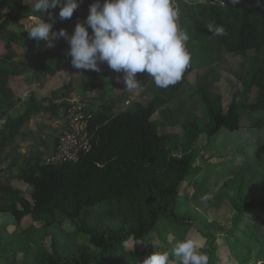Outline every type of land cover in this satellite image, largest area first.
I'll use <instances>...</instances> for the list:
<instances>
[{
  "label": "trees",
  "instance_id": "obj_1",
  "mask_svg": "<svg viewBox=\"0 0 264 264\" xmlns=\"http://www.w3.org/2000/svg\"><path fill=\"white\" fill-rule=\"evenodd\" d=\"M174 3L180 10L179 20L188 21L197 27L198 36L195 40H203L200 44L208 49L206 54L200 57L196 47L187 43L192 56L190 67L180 82L167 89L158 88L147 73H137L136 79L140 85L153 95L147 106L140 104L134 109L114 111L108 103L85 114L82 120L87 122L88 149L80 148L75 159L65 162L38 160L34 166L21 170L17 178L30 188L29 197L22 195L19 190L0 185L4 197L7 194L6 199L0 197V257L5 251H13L22 243L21 238L9 233L8 226H17L26 215L33 219L48 220L64 215L78 232L88 236L91 244L67 245L58 242L59 248L52 253L36 251L32 264H143L147 256L162 246L171 253L165 237V223L174 227L177 222L178 230L182 233L190 226L178 214L180 185L185 181L202 180L198 177L200 168L195 166L197 150L192 149L195 139L200 134L205 135L206 144L201 148L207 152L229 144L240 147L246 140V137H242L241 116L246 112L252 114L259 111L257 121L245 128L250 133L249 137L257 135L259 150L254 156L247 151L251 155L249 165L237 163L225 172L236 183L239 190L237 196L242 201L234 203L232 225L225 234L229 259L234 258L236 264H264V247L260 254L253 255L248 243L242 244L244 238L256 234L261 228L264 230V224L248 220V214L252 212H255L256 218L264 217V199H245L241 187L244 181H248L245 178L247 174H258L264 180V156L261 151L264 138V0H244L236 4H220L211 0H174ZM15 6L17 12L8 11L5 14L13 22L19 21V14H33L28 6H19L15 0H0V15L3 14L2 7ZM73 19L72 16L64 21ZM208 24L223 26L226 34L213 35L207 29ZM61 48L64 45L50 50H35L31 55L38 67L50 66L59 57ZM222 51L242 55L251 52V58L258 63L248 74L242 98L237 101L232 99L226 110L223 109L219 94L203 84H191L187 79L196 63L210 58L214 60ZM91 71L87 75L89 83L84 86L87 90L94 86V82L114 72L110 68L102 73ZM7 73L6 70H0V76ZM4 84L0 81V99L7 102L10 91ZM173 99L179 102L177 111L187 102L195 107L197 105L196 109L202 116L201 119L193 115L185 118L189 150L179 157L168 153L166 139L159 133L158 123L152 118L156 111L154 103ZM246 99L252 103L250 111L242 107ZM23 105V113L12 117L9 113L15 108L13 102L7 103L2 109L0 103V165L4 164L8 156L7 146L19 134L17 128L21 123L32 115L42 112L55 115L58 109L64 110L71 106L68 102H52L44 106L34 97H29ZM11 165L12 161L7 167L0 166V180L4 179V172ZM207 185L197 187L195 192L207 194ZM222 192L217 200L221 199ZM204 223L207 224L206 221ZM49 226L50 223L39 229V234L49 235L53 241L60 239L57 230ZM201 234L206 238L201 251L209 257V264H225L216 252L214 234L209 230ZM254 237L257 241L258 237ZM129 239L133 242V248L127 249L125 243ZM155 239H160L159 246L155 245Z\"/></svg>",
  "mask_w": 264,
  "mask_h": 264
},
{
  "label": "rangeland",
  "instance_id": "obj_2",
  "mask_svg": "<svg viewBox=\"0 0 264 264\" xmlns=\"http://www.w3.org/2000/svg\"><path fill=\"white\" fill-rule=\"evenodd\" d=\"M211 1L220 4H233L231 0ZM93 2L94 0H81L78 8L73 13L74 19L72 21L60 20L58 17L59 8L50 9L49 12L52 19H54L53 31H59L63 28L71 34L75 24L78 21H84L88 15L89 5ZM15 3L19 6H28L31 10V5L25 4V0H15ZM1 11L3 14L0 15V70H6L8 73L0 76V81L4 82L7 90L10 91L7 102L0 99L1 109L7 103L13 102L15 108L10 111L9 115L16 117L24 111L23 102L29 97H34L36 100L41 101L44 106L52 102H68L71 105L68 108H72L70 111L75 110V113L79 116L77 122L70 123L63 118V110L58 109L55 115H49L47 112L32 115L18 126L17 132L19 134L16 136L15 141L7 146L9 157L6 155L7 158L4 164L0 165L1 168L7 167L12 161L11 167L4 172L3 177L5 180L1 179L0 185L19 190L22 195L29 197L30 188L23 181H18L17 178L21 170L34 166L38 160L65 162L74 157L76 147L88 146L85 127L87 122L85 120L80 121L81 117L108 103L112 105L114 111L127 108L134 109L140 104L147 106L152 101L153 95L141 85L134 90L125 88L126 86L123 83L124 74L115 71L111 76H105L94 82V86L90 90L84 89V86L89 83L87 75L91 70L84 72L71 65V57L66 56L69 45L63 38L57 39L54 42V47H47L43 41L37 44L25 32L26 24L31 20V17L42 14L36 13L25 16L19 14V21L13 22L7 19L5 14L8 11L11 13L17 12L18 8L16 6L11 8L2 7ZM44 19L52 22L48 15H45ZM179 24L189 34L187 43L196 47L199 56L203 57L208 49L201 46L200 43L203 40H195V37L198 36L196 33L197 27L192 26L188 21L179 20ZM88 30L91 34V29ZM63 45L64 48H61L54 65L42 67L36 65L31 55L32 51L50 50ZM251 57V52L247 55L227 51L219 52L214 60L210 58L196 63L187 79L191 84H203L208 86L214 93L219 94L223 109L226 110L232 99L237 101L242 98L248 74L258 66V63ZM99 68L102 73L109 67L106 63H100ZM246 100L247 102L243 103L242 107L244 106V109L248 111L252 103L248 102V99ZM154 105L156 111L152 118L157 121L159 133L166 139L167 151L170 155L179 157L184 151L189 150L188 142H186L188 135L185 131V118L188 115H193L201 119V112L198 108L196 109L197 105L195 107L187 102H184L183 107L177 111L179 102L176 99L169 102H156ZM80 107L81 110H78ZM258 115L259 111L252 114L246 112L241 116L242 137H246V140L240 147L229 144L213 152H207L201 148L206 144L205 135L200 134L195 139L192 149L197 150L198 159L195 166L200 168L198 177L202 180L185 181L180 185L179 201L181 203L178 214L182 220H187L190 226L182 233L181 230H178L177 222L174 227L170 223H165V237L170 251L180 242L181 233L182 241L188 238L195 239L204 247L206 238L201 233L204 230H209L214 234L217 243L216 252L221 260L225 264L237 263L234 258L229 259L230 253L226 247L227 235L225 232L232 225V218L235 213L234 203L242 201L238 199L239 190L236 183L225 172L237 163L249 165L251 155H248V153L255 155L256 151L259 150L260 140L257 135L249 137L250 133L245 130L246 126H250L257 121ZM262 139L261 151L263 157L264 138ZM57 142H59L58 145H56ZM245 178H248V181H244L241 185L242 191L245 192L243 197L248 200L254 197L264 199V180L258 174H247ZM204 184H208L205 188L207 194H197L195 189L197 187L203 188ZM221 191H223L221 199L217 200ZM4 195L5 193L0 191L1 199H6L7 194L5 197ZM17 204L19 205V202ZM248 215L250 222L257 221L261 225L264 224V217L256 218L255 212ZM49 223L51 225L49 228L57 230L60 239L53 241L49 235L41 236L39 234L38 230ZM216 225H219V227L216 228ZM8 231L21 238L22 243L18 247L16 246L15 250L5 251L1 254L0 264H32L31 260L35 257L36 251L52 253L53 250L59 248L58 242L67 245L77 243L91 246L88 236L78 232L68 217L64 215H58L49 220L46 218L33 219L26 215L19 221L17 226L9 225ZM254 236L258 237L257 241L254 240ZM250 240L253 242H250ZM245 242L248 243L251 254H260L261 248L264 247V230L261 228L256 234L244 238L242 244ZM154 243L159 246L160 239H155ZM132 244V240L129 239L126 241L125 246L130 249L133 248ZM158 251H165V249L162 246ZM170 259L173 264H176L174 256H170Z\"/></svg>",
  "mask_w": 264,
  "mask_h": 264
},
{
  "label": "clouds",
  "instance_id": "obj_3",
  "mask_svg": "<svg viewBox=\"0 0 264 264\" xmlns=\"http://www.w3.org/2000/svg\"><path fill=\"white\" fill-rule=\"evenodd\" d=\"M81 0H25L33 15L25 32L37 44L43 41L54 47L63 38L69 45L66 56L76 69L100 71L106 63L117 73H123L125 88L140 87L137 73H147L158 88L175 86L190 67L191 53L187 48L189 34L179 24L180 10L174 0H94L88 15L78 21L69 34L65 29L53 31L54 19L50 9L59 8L60 20L70 19ZM233 4L238 0H231ZM48 15L52 22L44 19ZM91 29V34L88 29ZM216 36L226 34L223 26L208 24ZM202 244L185 239L169 251H155L143 264H209V257L201 251Z\"/></svg>",
  "mask_w": 264,
  "mask_h": 264
},
{
  "label": "built area",
  "instance_id": "obj_4",
  "mask_svg": "<svg viewBox=\"0 0 264 264\" xmlns=\"http://www.w3.org/2000/svg\"><path fill=\"white\" fill-rule=\"evenodd\" d=\"M70 109H72V108H67V109H64V110H63V113H64L63 118H64L66 121L70 122V123H71V122L73 123V121H74V122H77L78 119H79V116L75 113V110H74V111H70ZM73 109H74V108H73ZM76 110H77V109H76ZM78 110H81V107L78 108ZM68 113H69V114H68ZM80 117H81V116H80ZM80 121H82V117H81ZM85 127H86V125H85ZM86 137H87V133H86ZM58 144H59V142L56 143V145H58ZM87 144H88V142H87ZM88 147H89V144H88L87 147H86V146H83V145L76 147V151H75V155H74V157H73V158H69V159H75L76 156H77V153H78V151H79L80 148L88 149ZM69 159H68V160H69Z\"/></svg>",
  "mask_w": 264,
  "mask_h": 264
}]
</instances>
